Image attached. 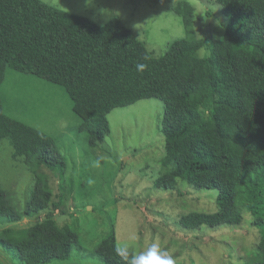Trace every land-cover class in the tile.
Segmentation results:
<instances>
[{
  "label": "trees",
  "instance_id": "trees-1",
  "mask_svg": "<svg viewBox=\"0 0 264 264\" xmlns=\"http://www.w3.org/2000/svg\"><path fill=\"white\" fill-rule=\"evenodd\" d=\"M215 2L228 21L222 38L207 42L209 56L200 55L205 43L195 32V6L183 0L176 12L188 16L190 37L155 58L119 18L98 25L41 0H0V143L10 140L13 158L36 180L22 210L0 183V226L58 211L51 174L63 181L67 171L52 136L5 112L1 87L12 69L65 88L92 150L111 134L113 110L161 100L165 150L154 189L173 192L186 183L216 191L215 212L191 210L176 224L188 232H218L240 228L251 215L257 240L246 248L244 264H264V0ZM137 63L146 70L138 72ZM80 243V228L60 226L51 214L0 233V246L15 253L18 264L70 259ZM117 246L111 230L95 253L104 264H128Z\"/></svg>",
  "mask_w": 264,
  "mask_h": 264
},
{
  "label": "rangeland",
  "instance_id": "rangeland-1",
  "mask_svg": "<svg viewBox=\"0 0 264 264\" xmlns=\"http://www.w3.org/2000/svg\"><path fill=\"white\" fill-rule=\"evenodd\" d=\"M41 1L89 18L98 25L115 19L106 16L105 10L118 11L119 19L155 58L162 57L176 41L190 37L188 16L176 12L183 0ZM188 1L195 6L196 35L205 43L200 55L209 56L207 42L222 38L227 17L215 0ZM217 20L220 25L216 24ZM1 92L6 98L5 112L11 118L56 140L67 171L63 181L48 172L52 175L54 201L61 203L58 211L48 209L38 217L0 226V233L8 227H31L48 214L60 226L73 224L80 228L81 243L74 247L70 259L50 264H104L95 253V246L111 230H115L119 245H130L129 251L136 254L158 243L177 264L248 261L246 248L257 240L251 215L246 216L240 228L188 232L175 222L180 214L191 210L215 212L217 192H200L186 183L173 192L154 189L165 150V137L160 130L165 104L161 100L146 99L113 110L109 115L111 134L92 150L87 136L79 130L82 120L74 112V103L63 86L8 69ZM13 153L10 140H3L0 183L16 198L22 210L36 180L23 162L13 158ZM0 262L20 263L15 253L9 255L1 246Z\"/></svg>",
  "mask_w": 264,
  "mask_h": 264
},
{
  "label": "clouds",
  "instance_id": "clouds-1",
  "mask_svg": "<svg viewBox=\"0 0 264 264\" xmlns=\"http://www.w3.org/2000/svg\"><path fill=\"white\" fill-rule=\"evenodd\" d=\"M105 15L110 18H119L120 13L118 11L110 12L105 10ZM216 24L220 25V21L217 20ZM135 67L138 72L142 73L146 70L147 65L137 63ZM129 247L130 245L125 243L117 246L116 249L118 255L128 260V264H176L173 256L163 250L158 243H153L146 250L136 254H130ZM129 256H131L130 259Z\"/></svg>",
  "mask_w": 264,
  "mask_h": 264
}]
</instances>
